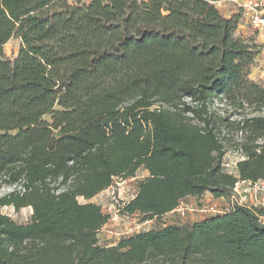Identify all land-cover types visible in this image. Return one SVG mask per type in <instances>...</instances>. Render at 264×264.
<instances>
[{"label": "trees", "instance_id": "16d2710c", "mask_svg": "<svg viewBox=\"0 0 264 264\" xmlns=\"http://www.w3.org/2000/svg\"><path fill=\"white\" fill-rule=\"evenodd\" d=\"M221 1L0 0V189L15 187L0 198V264H264V208L235 204L103 247L109 216L79 202L144 169L121 211L148 221L264 181V114L253 115L264 86L251 79L260 46ZM216 103L240 120L214 116ZM225 125L242 134L238 177L223 168ZM11 206L32 208L30 222L3 214Z\"/></svg>", "mask_w": 264, "mask_h": 264}, {"label": "rangeland", "instance_id": "374dc122", "mask_svg": "<svg viewBox=\"0 0 264 264\" xmlns=\"http://www.w3.org/2000/svg\"><path fill=\"white\" fill-rule=\"evenodd\" d=\"M70 5H77L78 0H68ZM89 3V0H81L80 4ZM217 8L220 9L224 14H230L229 12L234 11V5L229 1H221L216 4ZM240 27L245 30V37L248 40H253L260 46V55L256 58L254 66L252 68L251 79L264 86V41L259 38L258 34L255 33L251 28L249 30L248 25L241 20ZM21 47V40L18 38H13L8 44L5 45L4 51L8 58L14 59L18 56ZM214 116H220L221 118H229L230 120H240V115H234L232 110L223 106L220 103H216L212 109ZM263 113H256L253 115H260ZM50 121V116L45 118ZM222 136L227 138V154L223 159L224 164H229L230 167L224 168V170L235 176L238 175L237 163L241 161V157L238 155L234 145L236 142L240 141V134L237 133L236 128H229L228 126H222ZM149 176V173L144 169L138 170L133 177L127 179H117L115 184L104 190L103 192L96 195L90 200H85L83 198L79 199L81 204L95 203L101 206L102 211L105 215L109 216L107 224L98 233L99 244L103 247L116 246L122 239L128 238L130 236L147 232L150 230H160L167 225H177L179 227H191L193 223L201 222L208 218H213L220 215H225L230 211V208H220L216 204L215 197L208 194V198L189 197L183 204L179 206L177 213L170 216L163 217L161 219H153L145 221L144 217L137 213L134 215H128L123 213L121 210L124 205H126L135 196L138 189V182ZM258 192L253 193V196L257 194L258 196L262 194V197H258L257 200H253V203L258 209L262 206L264 201V181H258ZM15 189V187L3 186L0 189V198L9 194ZM226 203L230 204L228 196H226ZM230 199H238L237 195H232ZM184 209V214L180 208ZM3 214L11 217L15 222L19 224H26L30 222L32 215V208H24L19 212H15L14 208L4 207L2 209ZM169 262H166V261ZM202 260L201 255L191 256L185 264H200ZM143 264H180L171 261V259L160 258L158 260L148 261Z\"/></svg>", "mask_w": 264, "mask_h": 264}, {"label": "built area", "instance_id": "2783aa9c", "mask_svg": "<svg viewBox=\"0 0 264 264\" xmlns=\"http://www.w3.org/2000/svg\"><path fill=\"white\" fill-rule=\"evenodd\" d=\"M229 2L234 5L232 14H240V20H243L248 25L249 30L251 28L264 41V0H230ZM237 153L241 159H244V155L241 152ZM227 167H230V165L223 163V168L227 169ZM257 186L258 183L239 181L233 189L234 195L238 196L233 205L257 208V203H253V200H255L253 199V193L258 192ZM261 204L263 206L261 208H264V201ZM180 210L184 214V209L181 208ZM260 221L264 223V217H261Z\"/></svg>", "mask_w": 264, "mask_h": 264}, {"label": "crops", "instance_id": "0c3cea01", "mask_svg": "<svg viewBox=\"0 0 264 264\" xmlns=\"http://www.w3.org/2000/svg\"><path fill=\"white\" fill-rule=\"evenodd\" d=\"M220 10V9H219ZM221 11V10H220ZM221 13L222 14H224L222 11H221ZM230 14H224V16H226V17H229V16H231V14H232V12L230 11L229 12ZM239 33H241V34H243L244 36H245V34H246V32H245V30L244 29H242L241 27H239ZM148 177V176H147ZM208 194H210V195H212L210 192H205L203 195H201V196H196V198L197 199H199V198H208ZM258 197H262V194L261 195H257V194H255L254 196H253V199H255V200H257V198ZM134 198V197H133ZM132 198V199H133ZM189 198V197H188ZM188 198H186L184 201H186ZM226 197H220V198H215V200H216V204L217 205H219L220 206V208H232V206H233V200L232 199H230L229 197V202H230V204L228 203H226V199H225ZM184 201L181 203V204H183L184 203ZM180 204V205H181ZM182 208V207H181ZM180 208V209H181ZM178 210H179V207L176 209V210H174V211H172V212H170V213H168V214H166L164 217H167V216H170V215H172V214H174V213H177L178 212ZM194 224V223H193ZM168 226V225H167ZM166 227V226H165Z\"/></svg>", "mask_w": 264, "mask_h": 264}]
</instances>
